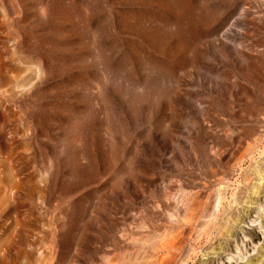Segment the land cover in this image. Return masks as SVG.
I'll return each instance as SVG.
<instances>
[{
    "label": "rangeland",
    "instance_id": "obj_1",
    "mask_svg": "<svg viewBox=\"0 0 264 264\" xmlns=\"http://www.w3.org/2000/svg\"><path fill=\"white\" fill-rule=\"evenodd\" d=\"M0 264H264V0H0Z\"/></svg>",
    "mask_w": 264,
    "mask_h": 264
}]
</instances>
